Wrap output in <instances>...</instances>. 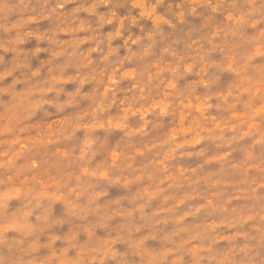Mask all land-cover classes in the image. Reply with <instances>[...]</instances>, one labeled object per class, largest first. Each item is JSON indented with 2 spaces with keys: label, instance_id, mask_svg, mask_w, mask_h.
<instances>
[{
  "label": "clouds",
  "instance_id": "9594fccd",
  "mask_svg": "<svg viewBox=\"0 0 264 264\" xmlns=\"http://www.w3.org/2000/svg\"><path fill=\"white\" fill-rule=\"evenodd\" d=\"M0 264H264V0H0Z\"/></svg>",
  "mask_w": 264,
  "mask_h": 264
}]
</instances>
